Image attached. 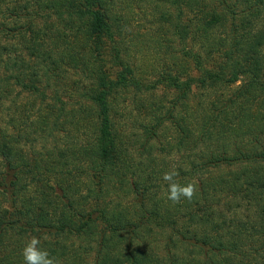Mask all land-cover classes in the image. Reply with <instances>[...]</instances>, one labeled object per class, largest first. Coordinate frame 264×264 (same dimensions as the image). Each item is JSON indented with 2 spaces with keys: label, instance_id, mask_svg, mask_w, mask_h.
<instances>
[{
  "label": "trees",
  "instance_id": "obj_1",
  "mask_svg": "<svg viewBox=\"0 0 264 264\" xmlns=\"http://www.w3.org/2000/svg\"><path fill=\"white\" fill-rule=\"evenodd\" d=\"M32 236L61 264H264V0H0V264Z\"/></svg>",
  "mask_w": 264,
  "mask_h": 264
},
{
  "label": "clouds",
  "instance_id": "obj_2",
  "mask_svg": "<svg viewBox=\"0 0 264 264\" xmlns=\"http://www.w3.org/2000/svg\"><path fill=\"white\" fill-rule=\"evenodd\" d=\"M177 176L178 172L175 169L163 174V180L168 182L167 198L174 203H179L182 197L191 200L196 194L197 184L195 182L181 184L175 179ZM40 245L41 240L36 236H32L27 241L22 249L25 264H61V261L53 257L47 248H43Z\"/></svg>",
  "mask_w": 264,
  "mask_h": 264
},
{
  "label": "rangeland",
  "instance_id": "obj_3",
  "mask_svg": "<svg viewBox=\"0 0 264 264\" xmlns=\"http://www.w3.org/2000/svg\"><path fill=\"white\" fill-rule=\"evenodd\" d=\"M147 14H141V15H136L135 16V24H133V28H136L137 32H142L145 30L146 26H148V22L150 20H152V16L149 15V13L151 12V10L149 8L146 9ZM146 15H149L145 18ZM149 27V26H148ZM152 26H150V30H151ZM148 32V31H147ZM160 93H164V92H160Z\"/></svg>",
  "mask_w": 264,
  "mask_h": 264
}]
</instances>
